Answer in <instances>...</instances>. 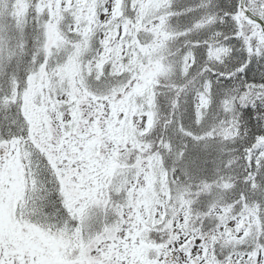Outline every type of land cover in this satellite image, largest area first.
<instances>
[{"label": "snow or ice", "instance_id": "snow-or-ice-1", "mask_svg": "<svg viewBox=\"0 0 264 264\" xmlns=\"http://www.w3.org/2000/svg\"><path fill=\"white\" fill-rule=\"evenodd\" d=\"M0 264H264V0H0Z\"/></svg>", "mask_w": 264, "mask_h": 264}]
</instances>
